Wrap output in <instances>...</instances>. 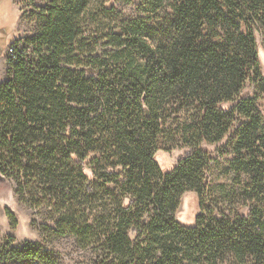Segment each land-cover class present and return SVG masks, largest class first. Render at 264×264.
I'll list each match as a JSON object with an SVG mask.
<instances>
[{
    "label": "trees",
    "instance_id": "obj_1",
    "mask_svg": "<svg viewBox=\"0 0 264 264\" xmlns=\"http://www.w3.org/2000/svg\"><path fill=\"white\" fill-rule=\"evenodd\" d=\"M142 4L147 16L132 20L112 18L114 0H47L33 13L37 32L13 41L0 83V174L45 220L46 240L72 237L94 264H264V0ZM179 106L196 107L182 124L190 150L166 171L159 136ZM229 133L250 176L247 213L234 217L206 205L200 148ZM187 192L199 207L189 226L177 219ZM1 257L58 264L30 244Z\"/></svg>",
    "mask_w": 264,
    "mask_h": 264
},
{
    "label": "rangeland",
    "instance_id": "obj_2",
    "mask_svg": "<svg viewBox=\"0 0 264 264\" xmlns=\"http://www.w3.org/2000/svg\"><path fill=\"white\" fill-rule=\"evenodd\" d=\"M114 1L115 13L112 14L114 19L132 20L147 16L142 0ZM46 4L47 0H0V83L7 75L8 58L13 41L36 34L38 26L33 13H38L40 7ZM257 42L261 71L264 75V33L258 36ZM249 84L244 95L253 92ZM257 106L264 116V95L258 98ZM195 108L192 107V112L187 114L182 106L175 108L162 126L157 160L166 171L173 169L190 150L181 141V132L182 124L195 114L193 111L196 110ZM230 136L231 133L218 143L203 142L200 148L207 153L210 160L206 175L209 185L206 205L220 214L234 217L247 213L248 205L243 192L250 183V176L234 166V155L228 145ZM89 174L91 175L90 172ZM107 187L115 189V185L111 183H108ZM117 193L115 192L116 196ZM198 210V196L187 192L181 199L177 219L182 225H192ZM44 222L45 220L31 207L18 199L14 183L0 175V264H27L15 258L3 261L1 256L6 252L22 250L28 244L38 245L48 251L56 258L58 264H94L93 260L97 258L96 252L80 247L72 237L46 240L42 232ZM131 236L136 238V235ZM222 264L234 263L225 261Z\"/></svg>",
    "mask_w": 264,
    "mask_h": 264
},
{
    "label": "water",
    "instance_id": "obj_3",
    "mask_svg": "<svg viewBox=\"0 0 264 264\" xmlns=\"http://www.w3.org/2000/svg\"><path fill=\"white\" fill-rule=\"evenodd\" d=\"M1 175V174H0ZM2 176V175H1ZM4 178V177H3Z\"/></svg>",
    "mask_w": 264,
    "mask_h": 264
}]
</instances>
